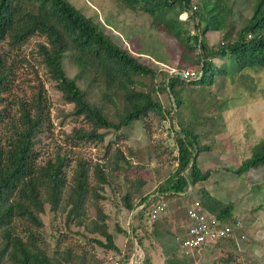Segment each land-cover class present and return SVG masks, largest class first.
I'll use <instances>...</instances> for the list:
<instances>
[{
  "label": "rangeland",
  "instance_id": "obj_1",
  "mask_svg": "<svg viewBox=\"0 0 264 264\" xmlns=\"http://www.w3.org/2000/svg\"><path fill=\"white\" fill-rule=\"evenodd\" d=\"M68 1L98 24L115 45L139 56V62L157 72L151 83L147 78H141L137 90L146 92L151 85L159 87L162 77L175 70L189 71L188 66H182L178 61L180 49L174 39L165 36L163 31L150 28L151 19L143 12L131 10L118 0ZM252 3L253 0L226 1L231 8L227 28L204 35L206 46L215 47L223 34L233 39V31L244 27ZM192 6L197 10L200 3L191 0L190 9ZM177 19L187 22V14L182 13ZM187 27L192 34L191 22ZM44 43V38L39 35L31 36L20 47L0 43V57L9 70L0 94V109L4 114L0 122L1 146L13 136L10 125L18 124L20 104L30 106L40 92L43 126L35 136L33 146L36 164L42 166L56 155L63 157L65 165L61 177L65 190L73 183L77 160L84 161L89 168L91 185L97 183L92 168L94 165L101 168L107 179L99 192L104 198L100 207L106 215V231L120 256L132 247L128 264H264V167L240 176L232 172L249 156L251 147L264 140V68L236 66L237 70L231 75H216L211 85L184 84L176 87L174 94L159 92L157 100L163 108L175 106L174 115L147 112L139 121L119 132L104 131L101 142H84L73 139L72 134L78 129L88 131L87 125L73 116L72 106L63 102L41 63L38 45ZM213 62L219 66L226 60L215 59ZM62 67L68 78L76 74L67 58ZM189 68L193 73L197 69L196 66ZM77 85L86 92L89 102L101 103V95L105 92L101 80L91 86L84 80L77 81ZM105 105L111 110L110 105ZM209 120L215 124L212 130L206 126ZM189 122H198L202 129L198 144L207 149L198 153L195 161L201 172L209 171L208 179L184 195L166 200L163 215L154 222L148 221L146 213L138 222L132 212L124 209L123 196L127 195L130 203H134L140 196L153 194L157 186L163 184L176 167L173 129ZM117 152L122 154L125 163L119 161L120 168L114 170ZM200 188L222 204L232 206V217L241 224L239 234L242 238L234 237L231 244L220 242L217 247L210 246L184 256L179 250L177 236L182 233L184 208L191 201H198ZM40 218L42 227L36 234L49 259L54 256L57 259L61 253L70 250V255L82 258L84 264H116L118 254L90 241L95 238L103 242L102 238L70 222L65 224L64 214L52 213L45 207ZM138 224L142 226L138 227ZM13 227L14 235L26 242L29 236L24 224L17 220ZM73 260L79 264L76 258Z\"/></svg>",
  "mask_w": 264,
  "mask_h": 264
},
{
  "label": "trees",
  "instance_id": "obj_2",
  "mask_svg": "<svg viewBox=\"0 0 264 264\" xmlns=\"http://www.w3.org/2000/svg\"><path fill=\"white\" fill-rule=\"evenodd\" d=\"M118 1L131 10L146 14L151 19L150 28L163 31L165 36L174 39L180 49L178 61L182 66H188L189 71V67H197L192 77L182 79L178 74L186 70L182 68L162 77L159 87L151 85L146 92L137 90L141 78H147L151 83L157 72L139 62V56L115 45L98 24L68 0H0V43L20 47L33 35L44 38V45H38L41 63L63 102L72 106L73 116L83 120L88 127V131L74 130L73 139L101 142L104 131L119 132L139 121L147 112L174 115L175 106L163 108L157 100L159 92L174 94L175 88L184 84L211 85L216 75H231L237 70L236 66L264 68V0H253L244 27L233 31V39L223 34L215 47L206 46L203 37L207 33L225 31L231 16V8L226 4L228 0H198L200 7L197 10L195 6L190 9L191 0ZM182 13L187 14V22L177 19ZM188 22H191L192 34ZM66 58L76 69L73 78L64 73L62 63ZM215 59L226 60V63L217 66L213 62ZM8 75L9 70L0 57V94ZM82 80L88 86L100 80L103 82L105 92L101 95V103L89 102L86 92L77 85V81ZM105 103L111 106V110ZM20 105L18 124L10 125L13 136L5 140V146L0 144V264H76L75 258L79 264H84L82 258L71 256L70 250L61 253L57 259L55 256L49 259L41 248L36 230L42 227L40 216L45 207L52 213L64 214L65 224L70 222L102 238L103 242L95 238L90 241L118 254L116 264H128L132 247L127 254L120 256L106 231V215L100 207L104 198L99 192L107 179L101 168L98 165L92 168L97 183L91 185L89 168L84 161L77 160L73 183L65 190L61 177L65 165L63 157L56 155L42 166L36 164L33 146L35 136L43 126L40 92L30 106ZM175 105L178 106L179 102ZM3 116L0 109V122ZM206 126L214 129V121H207ZM199 127L198 122H189L173 129L176 167L153 194L140 196L134 203H130L127 195L123 196L124 209L132 212L138 222L158 201L166 202L184 195L208 179L209 171L201 172L195 161L198 153L207 149L198 144L202 135ZM119 161L125 163L122 154L117 152L114 170L120 168ZM259 167H264V140L255 143L249 156L232 172L240 176ZM197 193L198 202L206 212L223 223L234 221L230 204H222L203 188ZM17 220L28 231L26 242L13 233ZM223 242L226 245L232 243L231 240Z\"/></svg>",
  "mask_w": 264,
  "mask_h": 264
},
{
  "label": "built area",
  "instance_id": "obj_3",
  "mask_svg": "<svg viewBox=\"0 0 264 264\" xmlns=\"http://www.w3.org/2000/svg\"><path fill=\"white\" fill-rule=\"evenodd\" d=\"M185 14V13H183ZM182 79L193 76L192 71H181L178 73ZM163 201L155 203L146 215L149 222H154L161 215L164 209ZM184 225L182 233L178 236V247L182 255L199 253L201 249L215 246L224 240H231L234 237L242 238L239 234L241 224L238 220L231 223H223L215 216L206 212L198 201H191L184 208ZM257 264V263H251Z\"/></svg>",
  "mask_w": 264,
  "mask_h": 264
},
{
  "label": "crops",
  "instance_id": "obj_4",
  "mask_svg": "<svg viewBox=\"0 0 264 264\" xmlns=\"http://www.w3.org/2000/svg\"><path fill=\"white\" fill-rule=\"evenodd\" d=\"M181 234V233H180ZM177 238H178V236H177Z\"/></svg>",
  "mask_w": 264,
  "mask_h": 264
}]
</instances>
